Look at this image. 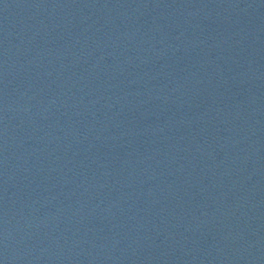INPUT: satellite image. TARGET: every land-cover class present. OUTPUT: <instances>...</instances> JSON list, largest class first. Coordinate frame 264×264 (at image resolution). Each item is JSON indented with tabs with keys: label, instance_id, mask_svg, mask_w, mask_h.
<instances>
[{
	"label": "water",
	"instance_id": "1",
	"mask_svg": "<svg viewBox=\"0 0 264 264\" xmlns=\"http://www.w3.org/2000/svg\"><path fill=\"white\" fill-rule=\"evenodd\" d=\"M0 264H264V0H0Z\"/></svg>",
	"mask_w": 264,
	"mask_h": 264
}]
</instances>
